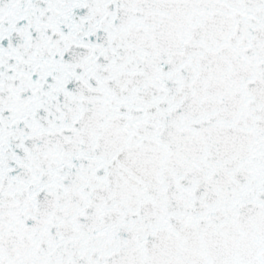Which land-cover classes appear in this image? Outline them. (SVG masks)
<instances>
[{
  "label": "snow or ice",
  "instance_id": "6c2138e0",
  "mask_svg": "<svg viewBox=\"0 0 264 264\" xmlns=\"http://www.w3.org/2000/svg\"><path fill=\"white\" fill-rule=\"evenodd\" d=\"M0 264H264V0H0Z\"/></svg>",
  "mask_w": 264,
  "mask_h": 264
}]
</instances>
